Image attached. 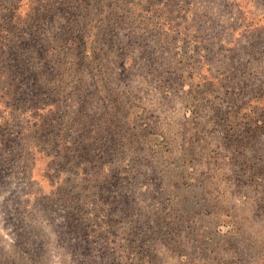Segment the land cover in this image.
<instances>
[{
	"label": "rangeland",
	"instance_id": "obj_1",
	"mask_svg": "<svg viewBox=\"0 0 264 264\" xmlns=\"http://www.w3.org/2000/svg\"><path fill=\"white\" fill-rule=\"evenodd\" d=\"M0 264H264V0H0Z\"/></svg>",
	"mask_w": 264,
	"mask_h": 264
},
{
	"label": "trees",
	"instance_id": "obj_2",
	"mask_svg": "<svg viewBox=\"0 0 264 264\" xmlns=\"http://www.w3.org/2000/svg\"><path fill=\"white\" fill-rule=\"evenodd\" d=\"M34 12H36V11H33V8L27 9V13L25 15L26 16V20H30L31 22L36 23L38 20H36V18H35L36 16L34 15ZM11 17L13 18L12 19L13 22H17L18 19H19V18H16V16L14 14L11 15V13H10V18ZM124 19H126V18L124 17ZM20 23H23V22H20Z\"/></svg>",
	"mask_w": 264,
	"mask_h": 264
}]
</instances>
